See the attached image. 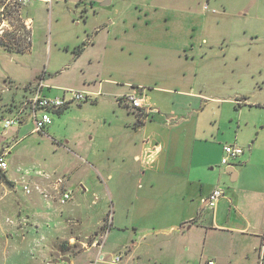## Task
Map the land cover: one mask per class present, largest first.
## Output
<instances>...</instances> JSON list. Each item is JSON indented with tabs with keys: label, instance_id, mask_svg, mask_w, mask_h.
Segmentation results:
<instances>
[{
	"label": "crops",
	"instance_id": "0c3cea01",
	"mask_svg": "<svg viewBox=\"0 0 264 264\" xmlns=\"http://www.w3.org/2000/svg\"><path fill=\"white\" fill-rule=\"evenodd\" d=\"M49 1L36 2L48 5ZM117 1L58 0L54 9L47 7V25L59 39L54 48L48 49L46 66L37 62V52H9L0 45L13 65L0 78V102L3 94L9 93L12 102L1 106L0 111L14 115L17 107L33 96V90L23 87L39 79L45 84V96L77 90L90 95L92 100L106 96L115 99L118 113L125 116V111L132 118L113 126L111 141L115 145L110 155L121 158L122 166L117 168L114 160L104 167L93 156L89 165L98 174L99 184L94 181L91 186L88 182L93 177L89 169L77 174L79 168L65 167L66 179L54 182L58 197L57 182L62 179L60 190H72V200L82 191L86 195L97 194L105 201L106 184L99 175L108 171L107 180L115 199L112 208L121 213L102 208L104 215L110 213L105 232L109 226L150 232L124 246V260L128 257L126 247L132 246L131 258L139 264H201L207 260H215L216 264H258L260 246V251L264 249V102L244 98L238 106L240 110L236 108V119L230 124L237 126L238 136L233 144L216 143L220 146L218 158L223 159L226 145L243 146L244 155L226 167L234 169V176L224 173L227 177L220 178V171L211 169L217 163L211 147L216 139L211 140L207 132L211 137L214 133L201 117L203 109L194 108L204 97L191 84L198 77L199 65L193 74L188 54L190 42L179 36L166 42L158 39L153 31L160 18L157 6L125 7ZM23 8L24 19H32L34 25L36 20L46 22L47 15L39 17L40 5L34 11L29 6ZM175 21L174 26L180 27ZM191 27L193 32L199 33L200 28L206 32L204 23ZM203 43L208 44L206 38ZM53 49L64 58L53 60ZM10 84L13 86L7 91ZM146 89L157 93V100L148 103ZM21 93L23 101L18 102ZM133 93L144 95L145 103L157 111L148 120L139 121L134 111L120 103L122 97ZM245 112L251 114V120L243 118ZM10 156L11 151L8 161ZM221 165L224 166L222 161ZM232 178L236 181L232 182ZM133 183L137 185L134 192L130 190ZM73 186L78 189L74 191ZM217 188L223 189L225 196L213 211L208 198ZM104 222L99 221L100 227Z\"/></svg>",
	"mask_w": 264,
	"mask_h": 264
},
{
	"label": "rangeland",
	"instance_id": "374dc122",
	"mask_svg": "<svg viewBox=\"0 0 264 264\" xmlns=\"http://www.w3.org/2000/svg\"><path fill=\"white\" fill-rule=\"evenodd\" d=\"M36 1L26 0L23 7L29 6L34 11L33 8L40 5V19L46 17L47 7L54 9L58 2L50 0L45 5ZM119 3L125 7L131 4L157 6L160 18L153 31H156L158 39L166 42L170 37L179 36L190 42L192 47L188 49V54L193 74L199 65L198 77L191 84L204 97L194 108L203 109L201 117L206 120V126L211 129L209 131L214 133L211 137L207 132V136L211 140L216 139L211 147L217 156V163L211 169L220 171V178L225 177L226 167L221 165L222 157L218 158L220 146L216 143L221 142L223 146L235 143L238 129L230 122L236 119L235 110H240L238 106L244 98L264 102V0H118L116 4ZM206 5L209 10L204 12ZM174 9L188 12L175 14ZM193 15L196 18L190 17ZM48 18L49 12L46 22L36 20L32 35L25 30L21 19L15 16L10 33L0 37V45L9 52H37V62L46 66L49 62L48 49L54 48L59 39L55 30L52 33L47 25ZM174 21L180 27H175ZM198 22L205 24L206 32L202 28L199 33L193 32L191 26ZM80 23L84 24V21L80 20ZM183 26L189 27L184 29ZM205 38L208 44L203 43ZM3 48L0 47L1 79L8 69L13 68ZM55 57L64 58L54 52L52 59L55 60ZM156 94L152 93V89H146L147 102L157 100ZM3 97L0 107L12 102L10 93L3 94ZM21 101L22 93L18 99V102ZM118 112L116 100L106 96L72 105L60 114H52V125L44 133L33 132L30 118L11 129H4L3 122H0V148L4 146L3 149L11 151L10 169L0 173V264H44L64 258H69L70 264H90L96 260L100 247L104 254L124 252L126 244L150 233L145 230L144 233L136 232L132 228L122 230L116 226H109L110 230L105 233L110 213L104 215L102 208L117 211V215L121 213L120 209L115 208L114 211L112 208L114 192L108 184V171L99 175L104 177L107 185L103 186L107 195L105 201L97 194L86 195L81 191L80 196L75 194L69 204L62 205L55 190L54 182L58 178L66 179L63 177L65 167L79 168L77 174L84 168L89 169L94 178L88 182L91 186L94 181L99 184L98 174L89 165L94 157L104 167L113 164L114 160H117V168L122 166L121 158L110 155L115 145L111 141L113 126L132 118L125 111V116ZM5 116L9 119L14 115L6 110L0 111V121ZM251 117V114L244 113V119L251 120ZM106 151L108 153L105 154ZM250 175L247 174L248 178ZM82 179L86 181V178ZM25 186L29 187L31 194L25 192ZM135 187L136 184H131L130 190L134 192ZM71 188L74 191L78 189L77 186ZM101 219L105 222L100 227ZM104 233L106 239L103 238ZM85 248L90 250L84 252ZM133 248L126 247L128 257L124 264H139L131 258ZM260 250L261 246L258 264H264V249ZM154 253L159 254L157 251Z\"/></svg>",
	"mask_w": 264,
	"mask_h": 264
},
{
	"label": "built area",
	"instance_id": "2783aa9c",
	"mask_svg": "<svg viewBox=\"0 0 264 264\" xmlns=\"http://www.w3.org/2000/svg\"><path fill=\"white\" fill-rule=\"evenodd\" d=\"M26 0H4L0 4V37L4 38L11 31L13 18L16 16L21 19V22L25 30L33 35L34 21L32 19H24L22 16V8L25 5ZM204 9L209 10L208 5L204 6ZM30 39V38H29ZM6 90H10L13 85H8ZM44 82L39 79L35 85H26L23 87L24 90H33V96L18 106L13 117L5 119L3 121L4 129H11L15 126L22 125L28 118L34 125V133H43L53 122L52 114L60 113L68 107L75 104H82L90 101L92 98L90 95L76 90H66L61 96L49 97L42 94L44 89ZM121 104H125L129 107L138 117L139 121L148 120L149 116L157 111L148 106L145 103L144 97L140 94L133 93L122 97L120 100ZM7 131V130H6ZM9 148H5L0 152V173H6L9 170ZM224 157L222 164L225 167H231L232 161L241 158L244 155V149L237 145H226L224 147ZM64 181L59 179L57 182V190L60 191L59 202L62 205H66L73 198V191L70 189L60 190ZM27 194H31V190L28 186L24 187ZM225 191L221 188L215 189L208 198V206L215 211L218 207L219 202L224 198ZM106 233V232H105ZM104 233L103 238L106 239ZM262 241L264 245V234L262 235ZM264 247V246H263ZM262 247V248H263ZM90 250L85 248L84 251ZM124 252H117L114 254H104L102 247L98 250L96 260L90 262V264H124ZM44 264H67L60 260H49ZM201 264H216L213 260L204 261Z\"/></svg>",
	"mask_w": 264,
	"mask_h": 264
},
{
	"label": "water",
	"instance_id": "95a60500",
	"mask_svg": "<svg viewBox=\"0 0 264 264\" xmlns=\"http://www.w3.org/2000/svg\"><path fill=\"white\" fill-rule=\"evenodd\" d=\"M103 6H105V4H103ZM225 174H230L231 176H234L235 171H234L233 168H229V169L226 170ZM233 181H236V178L235 179L232 178V182ZM62 261L66 262L67 264L71 263V260L69 258H64V259H62Z\"/></svg>",
	"mask_w": 264,
	"mask_h": 264
}]
</instances>
